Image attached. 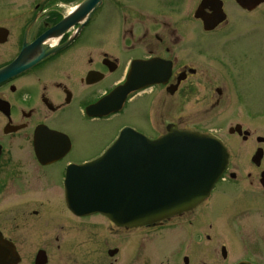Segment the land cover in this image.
<instances>
[{"label":"flooded vegetation","instance_id":"af4514ba","mask_svg":"<svg viewBox=\"0 0 264 264\" xmlns=\"http://www.w3.org/2000/svg\"><path fill=\"white\" fill-rule=\"evenodd\" d=\"M131 1L102 0L101 4L94 3L88 12L73 18L64 28L55 26L84 0H33L31 5L10 8L11 11L6 12L0 3V132L3 135L0 139V172L6 171L4 178L12 182L14 179H24L28 184L37 169L46 173L54 171L59 173L63 188L65 172L70 164H81L101 155L125 127L134 128L151 139L163 136L169 126L191 129L181 126L183 122L179 123L175 116L170 118L171 115L164 111L165 106L178 109L177 96L180 93L192 95L194 85L189 83V79L198 72L193 63L181 60L177 55L184 40L187 41L186 37L194 33L182 32L179 24L178 10L187 4V0H183L185 2L182 4L180 0H169L166 4L162 0H152L156 3L154 8L133 7ZM228 1L245 10L247 7L255 10L264 4V0H199L193 14L194 19L202 23L204 34L216 33L230 23ZM186 8L189 10L190 4ZM224 13L225 20L221 21ZM110 17L115 21L110 37L105 40L98 35L102 23ZM137 61L151 62L143 72L148 76L154 73L157 77L160 75L159 80H147L146 85L128 93L119 109L107 111L111 104L104 109L96 108L103 97L115 86L126 82L136 71L134 64ZM17 66L21 70L15 71ZM154 66L157 70L153 69ZM167 69L169 75L164 80ZM217 91L221 94L222 88L217 87ZM216 102L219 103L220 99H216ZM142 108L145 118L141 122L121 118L127 112L138 115ZM80 121L87 123L88 131L92 127V131L97 129V123H105L100 126L101 139L88 140L85 141L86 145H80L79 151L82 153L85 150L90 155L82 159L74 156L78 147L65 125L71 122L77 126ZM49 130L65 133L68 140L48 137L46 134ZM246 130L248 133L239 134L245 141L252 136L251 131ZM45 138L54 139L52 149L42 148ZM259 138L256 140L259 141ZM19 141L32 146L28 152L30 156L21 157L18 153L20 149H14L20 148ZM36 141L38 149L35 148ZM261 148H257L252 160L261 170L260 184L264 186L263 156L260 158L257 155ZM28 158L33 166L27 164L30 163ZM229 174L236 176L232 175L233 172ZM4 184L5 180L0 177V194L7 188ZM203 204L189 212L199 208V212H202ZM174 218L165 219L157 227H165ZM195 218L196 230L206 224L213 226L209 219L200 218L199 215H195ZM187 221L192 225L191 219ZM130 229L123 228V234L132 231ZM145 230L143 232L147 233ZM251 235L188 233L178 262L264 264V238L258 233ZM248 247L252 249L249 252L237 251V248ZM114 249L118 251L119 247L115 246ZM145 254L143 264H146Z\"/></svg>","mask_w":264,"mask_h":264},{"label":"rangeland","instance_id":"374dc122","mask_svg":"<svg viewBox=\"0 0 264 264\" xmlns=\"http://www.w3.org/2000/svg\"><path fill=\"white\" fill-rule=\"evenodd\" d=\"M198 1L187 0L189 10L186 3L178 10L182 32H194L186 37L187 41L184 40L177 52L179 59L190 61L198 68L197 75L189 79L194 91L192 95L180 93L178 109L165 106L164 111L170 118L175 116V120L183 122L181 126L216 134L230 145L231 167L226 179L217 185L211 203L203 207L202 212L200 208L187 212L163 228L150 229L147 233L143 232L144 228H135L123 234V228L100 214L84 218L71 214L65 206L59 173L36 168L27 184L24 179L12 182L4 178L6 171H1L0 177L7 188L0 194V231L16 244L22 258L20 264H35L41 249L47 252V264H143L144 252L146 264H179L178 257L188 233L212 236L215 233H258L264 238V186L260 184L261 170L252 160L258 147L264 149V4L249 11L228 1L230 23L216 33L204 34L202 23L194 19L193 14ZM1 2L4 12L33 4V0ZM182 2L185 1L180 0ZM131 5L154 8L156 3L132 0ZM109 11L112 12L111 8ZM114 21L113 17L106 19L98 36L107 40ZM217 87L222 88L221 94ZM216 99L220 102L215 103ZM144 116L142 108L138 115L127 112L121 118L141 122ZM238 123L251 131L252 136L247 141L230 132ZM103 124L97 123V129L92 131V127L88 131L84 121L77 126L65 123L78 147L74 156L80 159L90 156L85 150L79 151L80 145L101 139ZM258 136L263 139L256 140ZM2 137L0 132V139ZM26 144L28 142L19 141L20 148L14 147L20 149L21 157L30 156L32 146ZM28 161L27 164L33 166L30 158ZM262 163L264 165V155ZM230 172L236 176L231 177ZM195 215L209 219L213 226L206 224L196 230ZM115 246L119 250L110 253ZM251 250L237 248L238 252Z\"/></svg>","mask_w":264,"mask_h":264},{"label":"water","instance_id":"95a60500","mask_svg":"<svg viewBox=\"0 0 264 264\" xmlns=\"http://www.w3.org/2000/svg\"><path fill=\"white\" fill-rule=\"evenodd\" d=\"M97 1L86 0L71 19L88 12ZM69 22H62L60 27ZM230 131L242 133L241 125ZM262 152H257L260 158ZM228 159L227 148L212 134L170 130V134L150 140L127 129L100 158L69 167L67 205L78 215L103 213L117 225L153 226L207 198L226 170ZM46 256L40 250L36 264H46ZM20 261L13 242L0 233V264Z\"/></svg>","mask_w":264,"mask_h":264}]
</instances>
